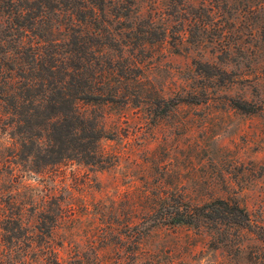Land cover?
Returning a JSON list of instances; mask_svg holds the SVG:
<instances>
[{"label":"rangeland","instance_id":"1","mask_svg":"<svg viewBox=\"0 0 264 264\" xmlns=\"http://www.w3.org/2000/svg\"><path fill=\"white\" fill-rule=\"evenodd\" d=\"M101 1L105 20L87 29L119 91L113 102H79L78 110L105 130L100 145L112 165L72 162L45 174L44 184L28 181L54 186L62 199L53 239L61 264L91 260L105 224H124L156 193L235 200L264 232V0ZM55 15L61 24L49 37L67 39V21L84 27L66 6ZM6 17L0 12V28ZM3 118L0 109V190L10 185ZM126 256L111 255L131 264ZM136 262L264 264V241L213 222L162 228Z\"/></svg>","mask_w":264,"mask_h":264},{"label":"trees","instance_id":"2","mask_svg":"<svg viewBox=\"0 0 264 264\" xmlns=\"http://www.w3.org/2000/svg\"><path fill=\"white\" fill-rule=\"evenodd\" d=\"M101 3L0 0V12L7 15L0 28V109L10 139L3 162L11 185L0 190V264H61L53 239L64 216L62 199L54 186L38 188L29 180L43 183L45 174L72 162L97 170L112 165L100 145L108 137L105 130L96 116L78 110L79 102H113L119 91L109 83L112 66L94 49L97 36L87 29L105 20ZM64 6L84 27L67 21L69 37L58 40L48 34L61 24L53 15ZM235 105L252 111L246 103ZM142 207L124 224L107 222L103 244L91 248L92 259L78 256L74 264H122L111 257L115 253L137 264L144 245L162 228L211 222L244 228L264 241V232L229 198L195 203L181 193H156Z\"/></svg>","mask_w":264,"mask_h":264}]
</instances>
